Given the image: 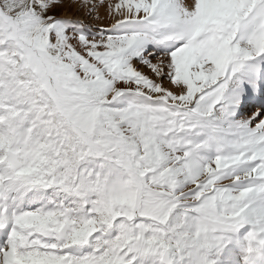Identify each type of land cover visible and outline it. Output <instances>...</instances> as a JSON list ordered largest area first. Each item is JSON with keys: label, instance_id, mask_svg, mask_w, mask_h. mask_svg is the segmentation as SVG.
Instances as JSON below:
<instances>
[{"label": "snow or ice", "instance_id": "1", "mask_svg": "<svg viewBox=\"0 0 264 264\" xmlns=\"http://www.w3.org/2000/svg\"><path fill=\"white\" fill-rule=\"evenodd\" d=\"M0 264H264V0H0Z\"/></svg>", "mask_w": 264, "mask_h": 264}, {"label": "bare ground", "instance_id": "2", "mask_svg": "<svg viewBox=\"0 0 264 264\" xmlns=\"http://www.w3.org/2000/svg\"><path fill=\"white\" fill-rule=\"evenodd\" d=\"M104 13V10L103 9H101V14H103Z\"/></svg>", "mask_w": 264, "mask_h": 264}, {"label": "rangeland", "instance_id": "3", "mask_svg": "<svg viewBox=\"0 0 264 264\" xmlns=\"http://www.w3.org/2000/svg\"><path fill=\"white\" fill-rule=\"evenodd\" d=\"M80 15H83V13H80Z\"/></svg>", "mask_w": 264, "mask_h": 264}]
</instances>
